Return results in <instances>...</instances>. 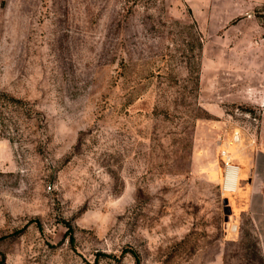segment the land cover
Returning <instances> with one entry per match:
<instances>
[{"label": "rangeland", "instance_id": "374dc122", "mask_svg": "<svg viewBox=\"0 0 264 264\" xmlns=\"http://www.w3.org/2000/svg\"><path fill=\"white\" fill-rule=\"evenodd\" d=\"M263 27L264 0H0V264H264L224 189L264 192Z\"/></svg>", "mask_w": 264, "mask_h": 264}, {"label": "crops", "instance_id": "0c3cea01", "mask_svg": "<svg viewBox=\"0 0 264 264\" xmlns=\"http://www.w3.org/2000/svg\"><path fill=\"white\" fill-rule=\"evenodd\" d=\"M242 165L240 164V167ZM258 171L252 173L251 178L245 185H237L231 194L234 208L243 209V212L249 213L254 225L259 232L260 243L264 249V192L258 185ZM238 179V172L236 181Z\"/></svg>", "mask_w": 264, "mask_h": 264}, {"label": "bare ground", "instance_id": "6f19581e", "mask_svg": "<svg viewBox=\"0 0 264 264\" xmlns=\"http://www.w3.org/2000/svg\"><path fill=\"white\" fill-rule=\"evenodd\" d=\"M237 172H238V168L236 167L235 170L233 169L232 171H230V173H228V175H227L228 182L235 183V185H236V183H237V181H236Z\"/></svg>", "mask_w": 264, "mask_h": 264}, {"label": "built area", "instance_id": "2783aa9c", "mask_svg": "<svg viewBox=\"0 0 264 264\" xmlns=\"http://www.w3.org/2000/svg\"><path fill=\"white\" fill-rule=\"evenodd\" d=\"M235 170L236 169V167H233L231 170H229V171H232V170ZM228 171V172H229ZM228 179H226V181H225V184H224V189H226V190H229V191H233L234 190V188H235V183H230V182H228L227 181Z\"/></svg>", "mask_w": 264, "mask_h": 264}, {"label": "trees", "instance_id": "16d2710c", "mask_svg": "<svg viewBox=\"0 0 264 264\" xmlns=\"http://www.w3.org/2000/svg\"><path fill=\"white\" fill-rule=\"evenodd\" d=\"M263 26V25H262ZM264 28V27H263Z\"/></svg>", "mask_w": 264, "mask_h": 264}]
</instances>
